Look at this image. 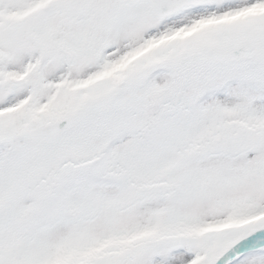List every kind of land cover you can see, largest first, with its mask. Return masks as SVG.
I'll return each mask as SVG.
<instances>
[{
	"label": "snow or ice",
	"instance_id": "1",
	"mask_svg": "<svg viewBox=\"0 0 264 264\" xmlns=\"http://www.w3.org/2000/svg\"><path fill=\"white\" fill-rule=\"evenodd\" d=\"M0 264H264V0H0Z\"/></svg>",
	"mask_w": 264,
	"mask_h": 264
}]
</instances>
